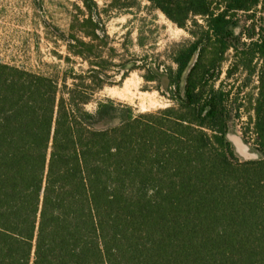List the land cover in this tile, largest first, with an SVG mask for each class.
<instances>
[{
	"label": "trees",
	"instance_id": "1",
	"mask_svg": "<svg viewBox=\"0 0 264 264\" xmlns=\"http://www.w3.org/2000/svg\"><path fill=\"white\" fill-rule=\"evenodd\" d=\"M147 1L217 47L210 62L200 41L175 52L172 106L134 115L95 98L116 75L112 56L98 60L110 37L92 16H74L66 38L70 56L98 60L89 72L60 79L0 62V264H264V36L242 52L230 40L237 15L264 0ZM232 48L227 77L258 74V160L236 156L228 133L241 106L214 82Z\"/></svg>",
	"mask_w": 264,
	"mask_h": 264
},
{
	"label": "rangeland",
	"instance_id": "2",
	"mask_svg": "<svg viewBox=\"0 0 264 264\" xmlns=\"http://www.w3.org/2000/svg\"><path fill=\"white\" fill-rule=\"evenodd\" d=\"M112 2L88 0V9L83 0H0V62L51 77L58 75L61 79L65 69L87 73L94 62L107 60L110 55L115 64L110 74L115 72L116 77L110 79L112 86L95 95L98 101L112 99L120 108L132 109L134 115L172 106L167 95L170 94L167 74L170 68H176L175 52L200 41L199 52L205 50L203 61L210 62L217 51L214 39L203 35L193 21L188 22V29L179 28L147 0L138 1L131 8ZM76 15L92 16L95 22H100L97 30L100 36L103 29L107 30L110 40L100 59L88 57L83 61L69 55L66 38ZM196 21L204 30L205 20L197 17ZM231 31L233 46L239 52L245 51L244 44L264 36V6L260 5L255 13L240 12ZM85 40L93 42L92 37ZM199 52L192 58L190 68L198 61ZM237 55L232 48L222 56V61L216 64L218 75L214 82L216 87L230 91L233 106H241V117L229 123L228 139L240 160L253 161L262 157L254 144L251 120L254 114L249 103L257 96L258 74L248 81V73L240 67L227 77V70L238 61ZM67 57L71 62L65 61ZM260 65L255 59L253 66L259 69ZM88 110L95 111L96 105H89Z\"/></svg>",
	"mask_w": 264,
	"mask_h": 264
}]
</instances>
